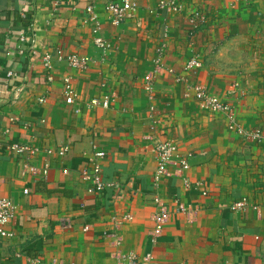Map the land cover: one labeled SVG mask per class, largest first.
I'll return each mask as SVG.
<instances>
[{
	"label": "crops",
	"instance_id": "1",
	"mask_svg": "<svg viewBox=\"0 0 264 264\" xmlns=\"http://www.w3.org/2000/svg\"><path fill=\"white\" fill-rule=\"evenodd\" d=\"M120 1L0 0V138L38 146L35 166L49 164L47 175L23 174L19 157L1 152L0 196L17 210L6 226L13 235L0 238V264L26 256L125 264L119 255L129 252L155 264H264V89L235 86L233 69L209 53L239 13L264 14V0H178L179 11L158 7L168 0H133L137 9L115 24L105 7ZM89 5L112 46L106 59L93 42ZM44 53L52 55L50 70ZM72 53L89 56V68L69 66ZM191 57L202 68L184 70ZM66 76L73 104L62 94ZM198 84L263 136L229 130L199 104ZM104 97L108 107L86 105ZM164 140L189 155L190 167L156 185L154 148ZM96 150L105 153L96 161L107 183L101 192L81 177ZM183 178L201 180L207 195L186 189ZM157 196L172 214L160 233L152 221ZM241 200L243 208H230ZM178 202L192 211H176Z\"/></svg>",
	"mask_w": 264,
	"mask_h": 264
},
{
	"label": "built area",
	"instance_id": "2",
	"mask_svg": "<svg viewBox=\"0 0 264 264\" xmlns=\"http://www.w3.org/2000/svg\"><path fill=\"white\" fill-rule=\"evenodd\" d=\"M138 7L137 2L133 0H121L120 2H112L106 5L105 10L108 14L110 20L115 24L123 23L126 18L129 16V13L136 10ZM159 8L170 7L175 11H179L182 9L178 0H168L161 1L158 3ZM87 11L89 12L88 21L93 23L92 32L94 33L93 42L94 45L99 49L101 53L102 59H106L109 57L110 52L112 50L111 44L104 39L100 34V21L98 15L94 11L93 5H89L87 7ZM20 41L24 40V34L20 35ZM21 51V50H20ZM162 54V49L159 48L157 50V58L155 60L156 63L159 64L160 56ZM42 64L47 69L50 70L52 68V55L50 53H44L41 56ZM66 62L69 66L78 69L80 71H85L89 68V64L91 62V58L86 55H81L78 53H72L66 57ZM161 65V64H160ZM203 62L202 60L191 57L184 65V70H191L195 68H202ZM11 73H8V76ZM51 79V77H49ZM235 86H238L235 83ZM194 96L199 101V104L205 108L209 113L221 115L226 120V125L229 130L235 131L239 135H248L254 139H259L263 136L261 129L254 128L251 130H245L241 125L237 123L236 115L232 106L222 100L217 98L216 96H212L208 93L206 87L202 84H198L193 87ZM62 94L64 100L68 104H73L76 99V92L72 86L70 77L66 76L62 79ZM89 107H93L96 105H102L103 107L109 106L108 97H104L102 99L93 98L87 104ZM1 137V135H0ZM3 149L7 151H11L17 157H19L20 161H22V165L24 166V170L22 173L36 175L41 173L43 175H47L49 164L47 162L44 163L43 167L38 168L34 164V160L37 157L40 149L38 146L29 144V143H20V142H7L4 143L0 138V155ZM49 151V150H48ZM50 152V151H49ZM60 152H63L61 149ZM155 161H156V170L154 173L153 181L156 185H159L164 179L182 175L185 171H187L190 167V163L188 161V154H184L180 151L178 145L172 141L164 140L156 143L155 148ZM104 152L100 150H96L94 152V157L90 158V169L83 170L81 173V177L84 181H88L90 183L89 191H97L101 192L105 185L107 184L101 176V167L96 162L97 159H101L104 157ZM93 159V160H92ZM183 184L186 189H200L201 194L206 196L208 191L203 185L201 180L190 181L187 178H183ZM24 193H28V189H24ZM154 202L156 205V212L153 215V230L154 232L160 233L164 226L169 222L172 217L171 210L167 205L162 201L160 197H155ZM246 205L245 201H237L231 205L232 210L241 209ZM16 205L13 201L4 196H0V238H8L13 235L11 231H9L6 226L13 219L16 214ZM176 211L183 213H190L192 211L189 205H185L184 203L178 202L176 204ZM127 219H132L131 215H127ZM155 240V238H153ZM17 258L22 255L17 254ZM137 255L134 252H129L127 254L119 255V259L122 263L125 264H155L154 259L151 255H145L142 259H138ZM24 261L20 263L16 261H12L9 264H74V263H64L60 261H54L51 263H44L42 260L36 257H24Z\"/></svg>",
	"mask_w": 264,
	"mask_h": 264
},
{
	"label": "rangeland",
	"instance_id": "3",
	"mask_svg": "<svg viewBox=\"0 0 264 264\" xmlns=\"http://www.w3.org/2000/svg\"><path fill=\"white\" fill-rule=\"evenodd\" d=\"M253 12L242 17L239 13L235 27L218 33L221 38L212 43L209 53L219 54L222 66L233 69L240 87L248 83L264 89V14Z\"/></svg>",
	"mask_w": 264,
	"mask_h": 264
}]
</instances>
